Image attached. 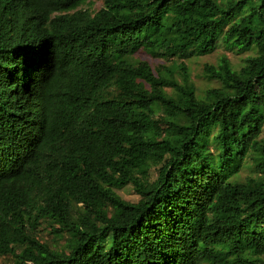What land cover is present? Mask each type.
<instances>
[{
    "label": "trees",
    "instance_id": "1",
    "mask_svg": "<svg viewBox=\"0 0 264 264\" xmlns=\"http://www.w3.org/2000/svg\"><path fill=\"white\" fill-rule=\"evenodd\" d=\"M84 2L0 0V256L264 264V0ZM218 43L255 53L204 64L218 85L201 96L183 63L177 77L131 57ZM126 183L136 201L115 192ZM26 217L57 224L63 245Z\"/></svg>",
    "mask_w": 264,
    "mask_h": 264
},
{
    "label": "rangeland",
    "instance_id": "2",
    "mask_svg": "<svg viewBox=\"0 0 264 264\" xmlns=\"http://www.w3.org/2000/svg\"><path fill=\"white\" fill-rule=\"evenodd\" d=\"M102 6V0H86L79 7L87 8L91 12L97 11ZM238 44L237 42H235ZM232 47L225 46L222 43H218L217 46L208 52L203 54H193L188 58H175L172 57L170 59H165L161 56H154L147 53L144 49L138 48L135 50L131 57L133 60H143L146 61L149 66L154 69V67L158 65H163L168 67L172 71L175 72V75L178 71V64L183 63L185 65L186 70L188 71L189 79L192 81L194 85L195 93L198 96H201L204 90L208 87L217 86L218 82L214 79H210L204 76L203 74V66L204 64H216L220 57L226 56L229 60L230 66L232 69H239V67L243 64V59L246 55H252L255 53L254 49L239 51L235 45H231ZM178 77V75H176ZM168 92L171 91L169 86L164 87ZM262 87L257 88V94L260 96ZM264 126V120H263ZM263 132L260 133V136ZM159 165H151L148 170V178L151 180L156 176L157 168ZM247 175H253L250 169L246 166H242L238 172V176L243 179ZM115 192L121 196L122 198L128 201H136L138 198V194L133 190L131 183H126L124 186L120 188H115ZM27 226L33 232L36 239L39 242H47L50 245L62 246L64 242V236L57 235V233L53 229H58L57 224H53L48 222L47 220H40L36 223H32V217H26ZM15 257L11 254L0 256V264H13ZM206 264V263H204Z\"/></svg>",
    "mask_w": 264,
    "mask_h": 264
},
{
    "label": "bare ground",
    "instance_id": "3",
    "mask_svg": "<svg viewBox=\"0 0 264 264\" xmlns=\"http://www.w3.org/2000/svg\"><path fill=\"white\" fill-rule=\"evenodd\" d=\"M95 124H96V122H95ZM94 126V125H93ZM96 126V125H95ZM79 131V130H78ZM94 131H95V128H94ZM75 136V135H74ZM73 139V138H72ZM82 139V138H81ZM88 139V138H87ZM82 141V140H81ZM78 143H79V141H78ZM77 143V144H78ZM64 147V146H63ZM75 149V148H74ZM79 149V148H78ZM63 151V150H62ZM77 151V150H76ZM78 153V152H77ZM58 155V154H57ZM72 155V154H71ZM76 156V155H75ZM60 157H62V156H60ZM51 158V157H50ZM54 158V157H53ZM66 158V157H65ZM52 168V167H51ZM25 185V184H24ZM25 193H26V191H25ZM23 196V195H22ZM26 198H27V196H26ZM27 202V201H26Z\"/></svg>",
    "mask_w": 264,
    "mask_h": 264
}]
</instances>
